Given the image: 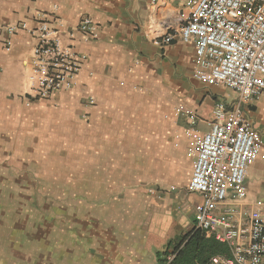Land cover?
Returning a JSON list of instances; mask_svg holds the SVG:
<instances>
[{"label": "crops", "instance_id": "0c3cea01", "mask_svg": "<svg viewBox=\"0 0 264 264\" xmlns=\"http://www.w3.org/2000/svg\"><path fill=\"white\" fill-rule=\"evenodd\" d=\"M187 1L0 0V264H167L180 251L169 264H206L215 243L231 255L198 228L204 197L188 188L187 130L192 116L209 131L216 105L232 110L239 94L193 78L195 45L179 35ZM40 16L86 56L75 89L47 100L27 95L35 40L19 31L7 46L9 26ZM84 18L97 39L75 32ZM167 35L172 43L157 44ZM241 107L261 152L247 197L217 213L264 220V96Z\"/></svg>", "mask_w": 264, "mask_h": 264}, {"label": "built area", "instance_id": "2783aa9c", "mask_svg": "<svg viewBox=\"0 0 264 264\" xmlns=\"http://www.w3.org/2000/svg\"><path fill=\"white\" fill-rule=\"evenodd\" d=\"M187 7L190 13L179 35L184 43L195 45L193 78L239 94L238 105L232 110L225 103L216 105L215 120L207 132L199 131L194 117L189 116L187 153L194 158V167L188 188L204 197L198 228L226 244L231 252L230 256H214L207 264H264L262 215L241 214L236 208L217 213L230 198L247 197L248 169L261 152L260 135L245 122L241 106L264 96V0H188ZM61 27V22L56 25L46 16L38 17L34 27L26 22L8 27V49L12 46L10 36L19 31L35 40L26 61L27 95L33 99L47 100L77 85L86 56L64 44ZM75 32L86 41L98 38L97 26L90 18H84ZM174 39L175 35H167L156 42L169 45ZM174 111L176 116L185 114L179 107ZM241 216L244 225L238 223Z\"/></svg>", "mask_w": 264, "mask_h": 264}, {"label": "trees", "instance_id": "16d2710c", "mask_svg": "<svg viewBox=\"0 0 264 264\" xmlns=\"http://www.w3.org/2000/svg\"><path fill=\"white\" fill-rule=\"evenodd\" d=\"M192 235H193V237L192 238H194L195 236H199L200 235V231L199 230H195V231H193L192 232ZM214 248L216 249V251L214 252V254L213 255H211V257H210V259L212 258V257H214V256H219L220 254H221V252H219V249H220V245L218 244V243H215L214 245ZM223 248V247H222ZM224 250H225V248H224ZM181 254V251H180V253H178V255H177V253L175 252L174 254H173V256H177L176 257V259L178 258V256ZM175 259V260H176ZM209 259V260H210ZM209 260L206 262V264L209 262ZM172 263H174V261L172 262ZM171 263V264H172Z\"/></svg>", "mask_w": 264, "mask_h": 264}, {"label": "rangeland", "instance_id": "374dc122", "mask_svg": "<svg viewBox=\"0 0 264 264\" xmlns=\"http://www.w3.org/2000/svg\"><path fill=\"white\" fill-rule=\"evenodd\" d=\"M175 112V111H174Z\"/></svg>", "mask_w": 264, "mask_h": 264}]
</instances>
